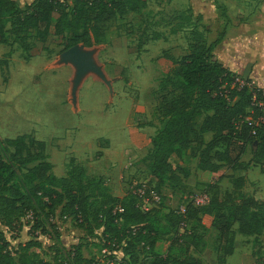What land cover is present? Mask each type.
<instances>
[{
	"label": "rangeland",
	"instance_id": "374dc122",
	"mask_svg": "<svg viewBox=\"0 0 264 264\" xmlns=\"http://www.w3.org/2000/svg\"><path fill=\"white\" fill-rule=\"evenodd\" d=\"M15 1L22 8L32 0ZM187 17L210 43L224 34L214 52L216 61L244 78L250 76L257 88H264V0H151L141 13L117 19L111 27L114 35L100 46H79L57 55L61 47L54 38L42 44L32 37L29 61L16 45L0 46V116L5 115L0 121V139L13 135L14 121L37 127L39 123L31 120L34 110L52 116L61 131L45 141L57 177H65L73 161L91 178L101 177L115 197L145 185L148 194L158 199L151 203L150 238L134 250L139 264H150L154 253L167 254L175 233L169 215L180 213L190 203V192L200 195L210 185H217L224 195L233 192L232 178L246 176L245 192L264 202V174L253 164L247 171L203 173L189 151L181 159L171 158L172 171L163 185L151 174L152 140L164 97L160 84L171 74L174 61L189 53ZM66 55H72L77 65L66 62ZM138 107L153 126L139 127L131 119ZM36 129L33 133L39 137ZM105 134L112 139H105ZM205 139L209 142L212 134ZM251 159L249 146L243 160L250 163ZM204 223L192 221L184 228L201 235L192 250L194 257L203 264H214L220 255L218 233ZM0 233L10 248L20 251L28 243L30 252L48 264H131L124 252L129 237L119 240L104 235L102 229L82 227L62 217L60 208L54 214L31 209L11 222L0 215ZM76 250L83 258L80 263L75 260ZM225 263L264 264V232L252 238L238 235L235 252Z\"/></svg>",
	"mask_w": 264,
	"mask_h": 264
},
{
	"label": "trees",
	"instance_id": "16d2710c",
	"mask_svg": "<svg viewBox=\"0 0 264 264\" xmlns=\"http://www.w3.org/2000/svg\"><path fill=\"white\" fill-rule=\"evenodd\" d=\"M150 1L32 0L21 8L15 0H0V46L16 45L26 61L32 56V37L42 44L54 38L61 47L57 55L78 46L90 49L114 35L111 27L117 19L141 13ZM185 19L191 28L189 53L174 61L171 74L160 84L164 97L152 140L153 178L163 185L172 171L171 158L181 159L189 151L203 173L247 171L253 164L264 174V88H257L252 80L215 60L214 52L224 34L210 43L191 17ZM47 52L54 55L50 54L53 51ZM237 79L244 81V86ZM131 119L139 127L153 126L142 107L133 111ZM207 134H212L209 142ZM249 146L252 159L246 163L243 157ZM232 181L233 192L220 195L219 187L210 185L204 192L210 197L207 205L196 207L190 201L185 212L170 213L174 237L167 254H152L150 264H203L192 253L201 235L184 228L192 221L205 224V220L218 233L220 255L214 264H226L233 256L237 235L252 238L263 234L264 202L245 192L246 176ZM133 192L123 198L113 196L101 177L91 178L73 161L67 175L57 177L47 144L31 136L0 139V215L6 222L31 209L54 214L60 208L62 217L82 227L102 229L104 235L119 240L129 237L124 252L131 264H139L134 250L150 238L151 212L141 210ZM189 195L195 196L192 192ZM150 247L154 248L153 242ZM74 255L79 263L83 261L80 250ZM0 264L48 263L31 253L28 243L20 251L10 248L0 233Z\"/></svg>",
	"mask_w": 264,
	"mask_h": 264
},
{
	"label": "crops",
	"instance_id": "0c3cea01",
	"mask_svg": "<svg viewBox=\"0 0 264 264\" xmlns=\"http://www.w3.org/2000/svg\"><path fill=\"white\" fill-rule=\"evenodd\" d=\"M34 56V55H33ZM67 58H65V61L68 62V63H73V64H76V60L72 57V55H66ZM225 68H227V66H224ZM228 69V68H227ZM229 70L235 74H238L240 75L239 72H237L236 70H234V68H229ZM84 73L87 74V72L85 71ZM85 74V75H86ZM78 78V76H77ZM249 79L252 80L249 76ZM261 81V80H259ZM260 87V86H258ZM75 93V90L74 92ZM50 98L52 99L53 98V94L50 96ZM43 104L46 103V97L43 96L42 98V101H41ZM37 104V103H36ZM5 118V115L3 116H0V121H2V119ZM9 118V117H7ZM31 120H33L34 123H39L37 127L31 129V127H33V125H27V123L23 120H19L18 121H14L13 125H12V131H14L13 135L10 136V137H7L5 139H13V138H16L15 137V134L17 133H25V134H22V135H19V136H23V135H27V136H31L33 137L34 139L36 140H39V141H44L46 142L45 140L46 139H51L53 138L57 132H60L61 131V128L60 126L56 125L55 122H54V119L52 116H47L46 114L44 113H39L38 111L34 110L31 114ZM36 128H39L36 129ZM29 129H31V131L29 132ZM36 129L39 131L38 135L39 137H35L34 133H33V130ZM0 130L2 131L3 130V126H0ZM107 135V134H105ZM108 137L106 136H103L105 139H112L109 135H107ZM18 137V136H17ZM4 139V140H5ZM47 144V142H46ZM47 151H48V144H47ZM79 163V162H78ZM124 196L122 197H118V198H123ZM212 229V228H211ZM238 237V235H237ZM236 237V239H237Z\"/></svg>",
	"mask_w": 264,
	"mask_h": 264
},
{
	"label": "built area",
	"instance_id": "2783aa9c",
	"mask_svg": "<svg viewBox=\"0 0 264 264\" xmlns=\"http://www.w3.org/2000/svg\"><path fill=\"white\" fill-rule=\"evenodd\" d=\"M237 82L240 83L241 86H244V81L237 79ZM137 198L140 200V208L144 212H149L152 208V202L157 201V198H153L148 194L147 187L145 185L139 186L137 190H134L133 192ZM210 197L208 194L203 193L200 195H195L193 198H191V202L193 201V204L196 207H202L209 203ZM181 212H185V207L181 209Z\"/></svg>",
	"mask_w": 264,
	"mask_h": 264
},
{
	"label": "water",
	"instance_id": "95a60500",
	"mask_svg": "<svg viewBox=\"0 0 264 264\" xmlns=\"http://www.w3.org/2000/svg\"><path fill=\"white\" fill-rule=\"evenodd\" d=\"M78 47H79V46H78ZM75 48H76V47H75ZM73 49H74V48H73ZM73 49H72V50H73ZM70 51H71V50H70Z\"/></svg>",
	"mask_w": 264,
	"mask_h": 264
}]
</instances>
